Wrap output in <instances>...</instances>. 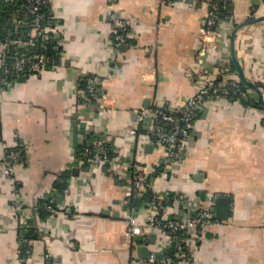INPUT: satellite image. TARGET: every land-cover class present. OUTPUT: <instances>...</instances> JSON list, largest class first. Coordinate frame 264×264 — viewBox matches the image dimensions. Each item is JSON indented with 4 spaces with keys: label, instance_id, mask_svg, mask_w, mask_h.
<instances>
[{
    "label": "crops",
    "instance_id": "crops-1",
    "mask_svg": "<svg viewBox=\"0 0 264 264\" xmlns=\"http://www.w3.org/2000/svg\"><path fill=\"white\" fill-rule=\"evenodd\" d=\"M49 9L58 24L59 65L15 77L0 90V162L9 149L22 154L14 183L0 171V264H47L46 255L51 264H146L150 253L164 250L166 237L147 226L149 199L136 197L133 209L128 206V174L135 170L153 180L167 206L164 218L187 221L200 209L211 215L216 198L229 199L227 219L211 218L190 238L185 264H264V90L258 87H264V1L230 0L232 20L205 51L199 37L203 4L50 0ZM111 13L128 26L120 49L112 47ZM1 40L0 34V68L6 53ZM88 75L100 78L99 100L82 105ZM242 75L259 94L244 84L248 104L207 100L192 122L182 159L162 176L164 149L146 140L151 118L139 122L137 112L179 108L207 82L242 84ZM80 128L113 148L100 166L75 167L84 141ZM63 175L68 193L59 212L37 217L32 207ZM16 195L20 211L12 206ZM131 215L143 226L140 239L127 232ZM21 224L37 234L26 260Z\"/></svg>",
    "mask_w": 264,
    "mask_h": 264
},
{
    "label": "built area",
    "instance_id": "built-area-1",
    "mask_svg": "<svg viewBox=\"0 0 264 264\" xmlns=\"http://www.w3.org/2000/svg\"><path fill=\"white\" fill-rule=\"evenodd\" d=\"M4 1L13 2V0ZM159 1L173 7L178 0ZM49 3L50 0H23L20 10L21 14L17 13L13 16L12 29L3 37V43L10 48L11 52L5 57V63L3 62L0 68L1 91H5L15 77L39 75L49 69L54 70L59 65L63 52L57 40L58 24L50 13ZM186 3L193 7L203 4L207 9L202 28L199 31V37L202 43V51L208 50L217 40L220 26L232 20V12L229 10L230 2L229 0H186ZM44 8L48 9L43 10ZM29 18L31 20H28ZM109 22L115 29L112 47L120 49L127 43V23L116 13L110 14ZM20 26H26L24 34L17 32V28ZM37 41L42 44L43 49L49 46L51 52L58 56L56 63L51 61V56L48 54L29 52L30 47ZM82 82L83 91L79 98L81 104L92 105V103L99 100L100 78L88 75L82 79ZM233 93H236L240 98L245 97L246 91L242 90L240 81L236 79L218 81L217 83L209 81L196 94L187 98L179 108L166 106L158 110L142 109L137 112L139 122L146 117L151 118V123L145 133L146 140L164 149L163 158L158 165L162 176L168 167L182 159L184 147L190 137L192 122L202 110L206 101L229 96ZM80 130L84 141L76 168L82 166L83 163L100 166L112 156L113 148L107 145L103 138L95 135L90 130H85L84 128H80ZM20 153V150L10 151L0 162V171L11 183L16 181L15 171L19 165ZM128 179L132 187L126 192V197L130 200L136 197L142 198L143 195L149 194L153 207L149 208L150 215L148 216L147 226L163 232L166 237L164 250L160 253H150L145 261L146 264H185L190 262V255L193 249L189 242L190 238L196 232L211 224V215L207 210L200 209L187 221L164 218L163 211L167 206L165 200L155 194L153 180L148 175L136 170L128 174ZM67 193V188L62 193H57L51 188L43 197L45 202L42 204L41 209L49 213V215L57 214L59 212V201ZM14 197L12 206L16 211H20L23 208V203L17 195ZM177 198L181 200L183 196L178 195ZM32 210L38 217L40 207L37 203L32 207ZM26 226V224H21L22 228H26ZM127 232L132 238L140 236L143 232V226L139 225L136 218L132 215L128 218ZM21 242L23 245L29 246L27 254L30 256L34 241L22 239ZM45 259L47 261L51 258L46 255Z\"/></svg>",
    "mask_w": 264,
    "mask_h": 264
},
{
    "label": "trees",
    "instance_id": "trees-1",
    "mask_svg": "<svg viewBox=\"0 0 264 264\" xmlns=\"http://www.w3.org/2000/svg\"><path fill=\"white\" fill-rule=\"evenodd\" d=\"M229 2H230V0H229ZM22 4H23V0H13V2H10V3L9 2H5L4 0H0V29H1L0 34H1V39H2L1 41L2 42H3V37L12 29L11 23H12L13 16L15 14H17V13L18 14H21L20 13V10L22 8L21 7ZM46 9H48V8H44L43 10H46ZM221 12H223V11H221ZM28 20H31V19L29 18ZM25 31H26V26H24V27H21L20 26L19 28H17V32L19 34H24ZM41 45L42 44L39 41L35 42V44L30 47L29 52H31V53H41V52H43L46 55L48 54L49 56H51V61L53 63H56L58 61V56L57 55H54L51 52L49 46H47L46 49H43ZM4 46H5V52L6 53L3 56L4 57L3 62L5 63V57L11 52V50L6 45H4ZM217 81L218 80L216 79L213 82L217 83ZM82 84H83V82H82ZM258 87L261 88L262 90H264V87L260 86L259 84H258ZM241 88H242L243 91H246V93H247V88L245 87V85L243 83L241 84ZM225 98H228V99L233 100V101H241L242 103H245V104L250 103L249 102L250 100L248 99V97L246 95H245L244 98H240V97L237 96L236 93H233V94H230L229 96H225ZM82 148L83 147L81 145V147L76 152L77 155L81 156V150H82ZM13 150L16 151V150H19V149L18 148L9 149L6 152L5 155H7L10 151H13ZM21 155L22 154L20 153V158H19L18 163L21 162ZM54 188H55L54 189L55 192H57V193H62V191H64L67 188V185H66V177L64 175L55 184ZM142 199L143 200L144 199H149L150 200L151 199V196L149 194H146V195H143L142 196L141 200ZM135 200H136L135 198L134 199L132 198L130 200V202H129V205L128 206L131 209H133V207L135 205V202H134ZM44 202H45L44 199H41V200H39L37 202V205L40 207L39 217H46V216L49 215V213H47V212H45V211H43L41 209V206H42V204ZM18 237H19V244H20V254L22 256L21 259L26 260L29 257V255L27 254V251L29 250V246L28 245H23V243L21 242V240L22 239H26V240H32V241H34L36 239V237H37V234H35L32 231H30V229H27L26 230V229L23 228V229L20 230ZM46 262H47V264H51V259L47 260Z\"/></svg>",
    "mask_w": 264,
    "mask_h": 264
},
{
    "label": "water",
    "instance_id": "water-1",
    "mask_svg": "<svg viewBox=\"0 0 264 264\" xmlns=\"http://www.w3.org/2000/svg\"><path fill=\"white\" fill-rule=\"evenodd\" d=\"M264 1V0H263ZM242 78V83L245 84L247 87L253 89L254 91H256L257 93L259 92L254 86H252L250 83L246 82L243 75L241 76ZM259 94V93H258ZM259 102L264 106V102H263V98L261 96V94H259ZM147 148L151 147L150 145L146 146ZM229 199L225 198V197H218L215 199V206L210 210L211 212V218L213 220H226L229 214ZM141 236H137V239H140ZM143 256L147 255V251L145 248H143ZM146 254V255H145Z\"/></svg>",
    "mask_w": 264,
    "mask_h": 264
}]
</instances>
